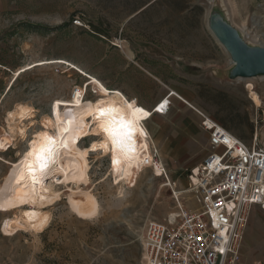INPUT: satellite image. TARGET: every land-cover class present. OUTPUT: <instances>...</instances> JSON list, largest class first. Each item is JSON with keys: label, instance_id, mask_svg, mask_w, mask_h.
<instances>
[{"label": "rangeland", "instance_id": "1", "mask_svg": "<svg viewBox=\"0 0 264 264\" xmlns=\"http://www.w3.org/2000/svg\"><path fill=\"white\" fill-rule=\"evenodd\" d=\"M210 3L0 0V264H141L145 221L170 217L177 199L191 197L176 191L187 189L191 168L208 153L200 112L225 120L227 129L247 143L264 127V72L239 79L232 54L210 32L222 24L235 29L248 47L264 46V0ZM77 15L86 27L74 24ZM79 88L84 94L73 99ZM253 89L261 96L260 107L253 102ZM119 92L150 113L134 115L144 119L140 129L159 150L172 187L162 166H128L118 152L103 157L90 151L99 135L79 137L78 105L96 107L118 96L128 104ZM165 100L170 101L168 113L159 115L156 108ZM19 103L35 110L33 122L25 121L26 136L11 133L6 117ZM89 122L95 131L99 124ZM38 129L54 140L77 139L91 164L90 182L81 188L92 186L99 210L92 219L75 213L69 195L79 189L75 184L67 188L54 172L45 180L60 196L40 206L51 213L47 228L11 232L7 224L20 219L21 211L3 208L5 186L10 174L21 172ZM31 206L38 208L21 205ZM249 220L241 248L247 264L264 254V212L255 207ZM252 229L256 238L249 241Z\"/></svg>", "mask_w": 264, "mask_h": 264}, {"label": "built area", "instance_id": "2", "mask_svg": "<svg viewBox=\"0 0 264 264\" xmlns=\"http://www.w3.org/2000/svg\"><path fill=\"white\" fill-rule=\"evenodd\" d=\"M72 21L86 27L79 15ZM169 105L161 114L168 113ZM200 114L209 148L189 173L191 197L177 202L172 218L145 221L141 264H243L241 248L251 213L255 207L264 212V143L259 141L264 127L247 143ZM153 159H161L158 151ZM252 264H264V254Z\"/></svg>", "mask_w": 264, "mask_h": 264}, {"label": "bare ground", "instance_id": "3", "mask_svg": "<svg viewBox=\"0 0 264 264\" xmlns=\"http://www.w3.org/2000/svg\"><path fill=\"white\" fill-rule=\"evenodd\" d=\"M212 4L214 0H208ZM209 10L207 16L209 15ZM208 18V17H207ZM210 32L214 35L211 30ZM248 36H251L246 32ZM231 63L236 65L233 58H231ZM239 79H243L239 77ZM245 80V79H243ZM96 88H100L101 84L97 80L92 81ZM250 82H248L249 84ZM248 89V85H247ZM79 92L80 96L77 97L76 93ZM84 94V91L79 88L74 92L73 99H79ZM172 94H176L172 92ZM253 102L255 106L260 107L262 105L261 96L253 89L251 92ZM113 101L106 102L96 107H90L85 103H80L78 105V117H77V131L79 137L84 139L92 135H99L100 140H95L92 142V148L90 151H98L102 153L103 157L108 156L111 152H118L119 156L123 158L126 165L135 166L138 163H145L148 166L159 165L163 167V172L168 180L167 185H171L169 176L165 169V165L162 160H154L153 155L155 151L159 150L156 146L152 147L149 136L140 129V125L143 123V118L139 115H134L131 110L128 109L127 103L123 98L113 97ZM137 101V100H136ZM169 100H165L162 103L163 107L160 110H156L159 114L163 113V108L169 104ZM161 105V103H160ZM159 106L156 108L158 109ZM34 108L29 104L19 103L16 105L12 111L7 114V119L9 122V130L11 133H18L21 136H26L27 125L25 121L30 120L33 122ZM103 113V114H101ZM93 123L99 124L95 131L89 130L91 126L90 120ZM25 122V123H24ZM121 122H134L131 129L121 128ZM105 127H110L113 129V135H115L118 143L113 144L112 137L104 131ZM34 135L31 138L28 149L25 151L22 160V170L20 173L10 174L8 176L7 186H5V196L6 202L3 205L4 209L21 211V221L15 220V222L8 223V231L15 232L20 227L43 230L47 228V225L51 218V213L49 210L43 211L40 206H43L53 201L60 196L57 189L53 188V183L45 180L50 174H60V180L66 182L67 188L70 185H76L79 189V193L76 196V192L72 191L69 195L70 206L81 216L85 218H94L98 213V201L96 195L90 191V186L81 188V184L87 183L91 179L89 177V171L91 169V164L86 155V151L77 144V139L65 140L60 137L58 140H54L49 134L43 130L38 129L34 131ZM50 138V139H49ZM264 140V139H263ZM54 141V143H52ZM51 148V152L45 151V156L47 158V167L42 171L39 167V162L37 156L42 150ZM87 150V149H86ZM195 167V166H194ZM194 167L191 168L190 172ZM159 170L158 167L155 168ZM58 179V178H57ZM196 180V179H195ZM45 181H48L45 183ZM191 181L190 175L188 174V183ZM90 182V181H89ZM92 187V186H91ZM172 187V185L170 186ZM189 187V184H188ZM176 191L178 193H189L190 190ZM71 188V187H70ZM68 190V189H67ZM178 198V196L176 195ZM58 201V200H57ZM177 202L181 203L177 199ZM26 203L28 205H37V209L31 210L23 209L21 205ZM51 203V202H50ZM53 203V202H52ZM172 213L170 217L172 218Z\"/></svg>", "mask_w": 264, "mask_h": 264}, {"label": "water", "instance_id": "4", "mask_svg": "<svg viewBox=\"0 0 264 264\" xmlns=\"http://www.w3.org/2000/svg\"><path fill=\"white\" fill-rule=\"evenodd\" d=\"M218 41L232 54L236 63L235 71L243 79L264 72V46L251 48L245 45L239 33L222 24L211 26Z\"/></svg>", "mask_w": 264, "mask_h": 264}, {"label": "snow or ice", "instance_id": "5", "mask_svg": "<svg viewBox=\"0 0 264 264\" xmlns=\"http://www.w3.org/2000/svg\"><path fill=\"white\" fill-rule=\"evenodd\" d=\"M76 96L79 97V96H80V93L77 92V93H76ZM58 103H59V102H58ZM135 104H136L135 101H130V102L128 103V105H127L128 109H129V110H132L133 113H143L145 117H147V116L150 114V113H148L145 109H143V108L140 107V106H135V107H134ZM162 107H163V105L161 104L157 110L162 109ZM101 114H103V113H101ZM133 123H134V122H127V123L121 122L120 127H121V128L131 129ZM141 130H142V129H141ZM104 131H105L106 133H108L109 136L112 137V142H113L114 145L118 143V141H117L115 135H113V129H112V128H110V127H105V128H104ZM49 139H50V138H49ZM52 143H54V141H52ZM2 147H3V145L0 144V148H2ZM45 151H47V152H51L52 149H51V148H48V149H46V150H42L41 153L37 156V160H38V162H39V167H40V169H41L42 171L47 167V158H46V156H45V154H44ZM58 182H59V181H58ZM117 182H118V181H117ZM221 202L223 203V201H221ZM197 239H203V238H202V237H197Z\"/></svg>", "mask_w": 264, "mask_h": 264}, {"label": "crops", "instance_id": "6", "mask_svg": "<svg viewBox=\"0 0 264 264\" xmlns=\"http://www.w3.org/2000/svg\"><path fill=\"white\" fill-rule=\"evenodd\" d=\"M152 77L154 76L153 74H151L150 72H148ZM155 77V76H154ZM156 78V77H155ZM120 94H123V93H121V92H119ZM123 96H124V98H126V100H127V102L129 103L131 100H129L124 94H123ZM183 100L184 101H186V102H188L186 99H184L183 98ZM154 114H156V113H154ZM157 114H159V113H157ZM153 115V114H152ZM151 115V116H152ZM159 115H161V114H159ZM150 117V116H149ZM248 236H249V241H252L253 239H255L256 238V233H255V231L252 229L249 233H248ZM263 257V253H262V255L260 256V257H257V258H254V259H252V261L250 262V263H248V264H252V262L255 260V259H258V258H262ZM243 264H247V263H244L243 262Z\"/></svg>", "mask_w": 264, "mask_h": 264}, {"label": "trees", "instance_id": "7", "mask_svg": "<svg viewBox=\"0 0 264 264\" xmlns=\"http://www.w3.org/2000/svg\"><path fill=\"white\" fill-rule=\"evenodd\" d=\"M219 120H220V122H221V124H222L223 126H225L226 128H227V127L230 128V126L227 125V123H226L225 120H223V119H219Z\"/></svg>", "mask_w": 264, "mask_h": 264}]
</instances>
